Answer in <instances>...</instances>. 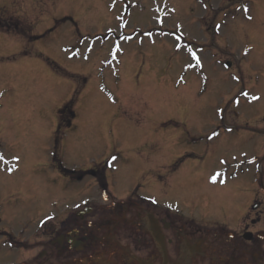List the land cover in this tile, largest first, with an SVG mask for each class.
Returning a JSON list of instances; mask_svg holds the SVG:
<instances>
[{
    "label": "rangeland",
    "instance_id": "1",
    "mask_svg": "<svg viewBox=\"0 0 264 264\" xmlns=\"http://www.w3.org/2000/svg\"><path fill=\"white\" fill-rule=\"evenodd\" d=\"M160 21L186 43L157 32ZM200 42L213 52L194 47L201 60L186 69L187 43ZM263 132L264 0H0V228L36 236L65 198V175L84 176L69 186L88 195L107 162L116 195L140 185L160 204L184 202L173 181L230 163L233 149L252 152ZM192 152L206 161L185 160ZM17 203L25 214L11 213Z\"/></svg>",
    "mask_w": 264,
    "mask_h": 264
},
{
    "label": "flooded vegetation",
    "instance_id": "2",
    "mask_svg": "<svg viewBox=\"0 0 264 264\" xmlns=\"http://www.w3.org/2000/svg\"><path fill=\"white\" fill-rule=\"evenodd\" d=\"M212 34L215 41L217 34ZM248 129L233 130L240 135ZM262 134L252 152L233 149L230 163L216 169L199 164L186 182L173 181L171 188L181 190L184 202L160 204L155 196L142 193L140 185L118 196L106 179L111 172L106 168L94 171L95 185L86 189L88 195L80 194L69 186L76 178L65 175L68 169L60 166L67 183L57 189L65 197L54 202L57 212L39 220L36 236L0 228V264H264ZM210 139L204 137V142ZM245 139L237 136L234 143ZM191 140L202 142L203 136ZM196 153L184 159L206 161ZM17 204L11 213L25 214V205Z\"/></svg>",
    "mask_w": 264,
    "mask_h": 264
},
{
    "label": "trees",
    "instance_id": "3",
    "mask_svg": "<svg viewBox=\"0 0 264 264\" xmlns=\"http://www.w3.org/2000/svg\"><path fill=\"white\" fill-rule=\"evenodd\" d=\"M71 104H73V100H72L71 102L67 103V104L64 106V108L60 110V112H59V116H60V117L63 116V114H64L63 112H65V110H66Z\"/></svg>",
    "mask_w": 264,
    "mask_h": 264
},
{
    "label": "snow or ice",
    "instance_id": "4",
    "mask_svg": "<svg viewBox=\"0 0 264 264\" xmlns=\"http://www.w3.org/2000/svg\"><path fill=\"white\" fill-rule=\"evenodd\" d=\"M249 19H251V17H249ZM253 99H255V97Z\"/></svg>",
    "mask_w": 264,
    "mask_h": 264
}]
</instances>
